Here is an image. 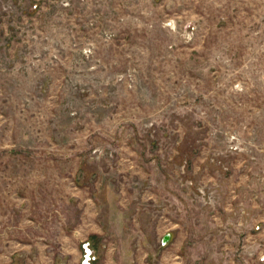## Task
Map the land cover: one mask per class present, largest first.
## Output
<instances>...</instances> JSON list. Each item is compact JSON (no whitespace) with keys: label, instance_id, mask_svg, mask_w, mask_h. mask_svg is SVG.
<instances>
[{"label":"rangeland","instance_id":"rangeland-1","mask_svg":"<svg viewBox=\"0 0 264 264\" xmlns=\"http://www.w3.org/2000/svg\"><path fill=\"white\" fill-rule=\"evenodd\" d=\"M87 242L264 264V0H0V264Z\"/></svg>","mask_w":264,"mask_h":264},{"label":"built area","instance_id":"built-area-1","mask_svg":"<svg viewBox=\"0 0 264 264\" xmlns=\"http://www.w3.org/2000/svg\"><path fill=\"white\" fill-rule=\"evenodd\" d=\"M84 251L85 253H84L82 264H89L90 260L92 259V250L89 249V243L84 244Z\"/></svg>","mask_w":264,"mask_h":264},{"label":"crops","instance_id":"crops-1","mask_svg":"<svg viewBox=\"0 0 264 264\" xmlns=\"http://www.w3.org/2000/svg\"><path fill=\"white\" fill-rule=\"evenodd\" d=\"M162 238H163V237H162ZM87 243H88V242H87ZM83 245H84V244H83ZM83 245H82V246H83ZM79 256H80V251H78V257H77V259H75V262H76L77 264H78V262H79V260H80V259H79V258H80ZM94 263H95V264H100L101 262H99V261H98V262L95 261ZM81 264H82V261H81Z\"/></svg>","mask_w":264,"mask_h":264},{"label":"water","instance_id":"water-1","mask_svg":"<svg viewBox=\"0 0 264 264\" xmlns=\"http://www.w3.org/2000/svg\"><path fill=\"white\" fill-rule=\"evenodd\" d=\"M168 239H169V235L164 236V238L162 239V243L163 244L166 243Z\"/></svg>","mask_w":264,"mask_h":264}]
</instances>
